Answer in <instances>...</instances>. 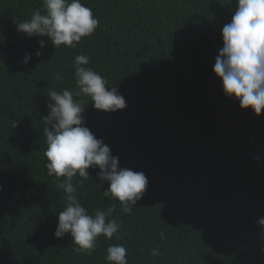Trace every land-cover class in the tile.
Here are the masks:
<instances>
[{
    "label": "trees",
    "instance_id": "obj_1",
    "mask_svg": "<svg viewBox=\"0 0 264 264\" xmlns=\"http://www.w3.org/2000/svg\"><path fill=\"white\" fill-rule=\"evenodd\" d=\"M81 3L98 19L96 30L75 47H54L17 31L34 10L43 14V0H0V264H109L113 244L126 248L128 264H264L257 223L264 217V110L241 109L213 73L236 0ZM77 55L126 101L105 112L74 96L85 106L83 126L119 168L148 180L126 214L103 195L108 182L99 184L98 168L86 169L89 179L73 177L89 214L115 204L121 224L112 239L98 237L90 255L76 252L69 234L53 235L66 194L57 186L64 178L47 174L41 119L51 90H78Z\"/></svg>",
    "mask_w": 264,
    "mask_h": 264
},
{
    "label": "clouds",
    "instance_id": "obj_2",
    "mask_svg": "<svg viewBox=\"0 0 264 264\" xmlns=\"http://www.w3.org/2000/svg\"><path fill=\"white\" fill-rule=\"evenodd\" d=\"M231 21L221 29L222 47L218 50L213 73L220 80L223 93L239 101L241 109H251L259 116L264 110V0H236ZM43 14L40 9L32 12L30 19L17 24V31L27 37H47L54 47L65 45L75 47L83 37L94 33L98 19L81 0H43ZM44 48L45 41H38ZM43 53L35 52L39 57ZM26 55L23 63L27 64ZM89 58L77 55L74 60L75 78L78 90H51L50 102L46 104L48 114L43 116L44 135L47 149L44 153L47 174L64 179L57 185L66 194V205L59 212L57 227L53 235L63 238L69 234L77 245L76 252L91 254L97 246V238L112 239L121 228L113 217L116 205L106 210H95L89 214L80 203L73 177L77 174L89 179L86 169L98 168L97 177L102 185L108 182L105 197L117 199L122 211L131 214L136 202L146 191L148 180L143 172L118 167V157L111 155L110 148L102 139L95 138L83 126L82 101L74 99L81 95L91 98L97 110L115 112L126 107V101L117 87H107V80L90 67ZM61 79L59 73L55 77ZM17 127L15 121H9ZM255 159H259L255 157ZM82 183V181H80ZM264 234V217L257 221ZM164 239V233H160ZM117 238H119L117 236ZM105 259L109 264H128L127 250L121 244L110 245ZM152 256H158L157 249H151Z\"/></svg>",
    "mask_w": 264,
    "mask_h": 264
}]
</instances>
